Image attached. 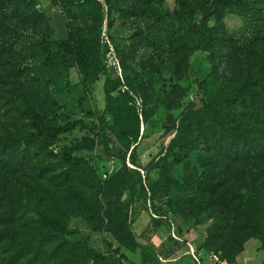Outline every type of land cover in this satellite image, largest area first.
<instances>
[{"label": "rangeland", "instance_id": "obj_1", "mask_svg": "<svg viewBox=\"0 0 264 264\" xmlns=\"http://www.w3.org/2000/svg\"><path fill=\"white\" fill-rule=\"evenodd\" d=\"M97 1L104 6L103 72L95 83L73 59L62 81L48 83L39 73L44 59L31 49L45 37L67 40L71 28L90 39L100 24L94 3L69 9L54 0H10L0 18V139L35 132L32 112L51 126H86L50 147H0V264L35 263L34 252L21 246L39 225L30 206L65 218L80 231L77 239L101 254L113 255L110 244L122 247L126 264H196L188 243L221 264H239L244 252L249 264L264 263L260 235L247 228L249 222L264 227V159L253 162L242 151L227 160V141L202 122L187 161L172 168L169 154L190 110L218 106L264 64V10L239 13L215 0H178L180 20L173 14L177 0H151L154 11L145 14L140 0ZM207 11L214 14L206 50L189 55L188 47L172 44L181 35L197 46L194 25ZM242 103L229 110L237 124L251 128L248 102ZM85 138L96 139L94 151H73ZM70 155L83 162L81 181L65 170ZM160 177L171 204L153 203L151 186ZM111 179L112 189L98 188ZM219 182L223 193L212 195ZM228 204L241 217L227 212ZM227 224L222 234L219 228ZM234 245L242 249L238 256ZM45 258L48 264H79L81 257L69 242L66 250L50 246Z\"/></svg>", "mask_w": 264, "mask_h": 264}, {"label": "trees", "instance_id": "obj_2", "mask_svg": "<svg viewBox=\"0 0 264 264\" xmlns=\"http://www.w3.org/2000/svg\"><path fill=\"white\" fill-rule=\"evenodd\" d=\"M9 1L10 0L0 1L1 19L6 14L5 8ZM140 1L142 2L141 10L144 14L154 11L151 0ZM54 2L69 9L82 8L90 3H94L99 7L100 24L91 34L90 39L79 37L77 34L78 31L71 28L67 40L55 41L51 40L49 37H45L43 40L32 44L31 49L44 59L45 67L40 68L39 73L48 83H59L64 79L65 74L69 70L70 62L73 59L79 67L80 73L85 77V80L92 83L97 82L100 74L103 72L99 61L101 53L99 39L101 35V25L104 19L103 4L97 0H54ZM105 2L110 5V0H105ZM177 4V10L173 14L178 16L181 20L182 16L180 13L182 11V6L178 3V0ZM224 4H233L239 13L242 9L248 11L255 9L259 12L264 10V0H215V6ZM182 5L184 8L186 7V3ZM41 13L42 11H40V9L36 10L35 16L38 20L43 17ZM213 14L214 11H207L203 15L200 24L194 25L195 32L199 35L197 46L191 47L185 37L181 35L175 38L172 44L179 43L182 46L188 47V49H190L189 55H194L196 52L206 50L205 43L210 35L208 21ZM109 15H111L110 11ZM256 15H258L257 12ZM68 25L71 27L70 24ZM245 100L248 102L247 107L250 109L254 120L251 128L237 124L229 110L230 105L238 103L243 104L242 102H245ZM30 115L36 131L27 134L22 139L12 141L0 139V147L2 149L16 152L25 147L26 144L50 147L58 143L62 136L72 134L79 128L86 129L82 121L56 127L45 123L41 116L34 112ZM201 122L208 127L217 138L227 141L222 147L223 153L231 157L229 159L226 158L227 160H233L232 158L240 156L243 151V154L247 155L248 158H252L253 162L262 161V159H264V64L259 65L257 73L255 75L251 74L242 81L239 87L229 93L225 100L218 106L206 105L200 111L190 110L186 114L176 138L169 147V154L174 156L173 162L171 163L172 168L180 166L189 159L194 145L195 130ZM254 124L256 125L253 126ZM251 130L254 135L249 134ZM96 145V139L85 138L72 150L94 151ZM242 145H244V147ZM249 145L250 148H248ZM82 165V160H74L70 155L67 157V166L65 170L73 171L76 181H81L84 179V175L81 172ZM94 183L96 182L94 181ZM112 184V179L107 180L104 181L103 185L98 184V188L108 190L111 186L112 189ZM213 187L214 189H211L212 195H217L219 192L223 193L221 182L215 183ZM150 193L153 203L159 200L162 204H171V202L168 201V192L165 188L163 177H160L157 183L151 186ZM234 205L235 204H228L227 212L234 214L235 217H241ZM29 210L36 216L39 225L35 229L32 238L27 242L21 243V246L24 249L34 252L35 263L33 264H48V259L46 260L45 257L47 256L50 246L58 244V247L66 250L69 242H73V249L80 254L81 258L79 264H126L125 261H128L127 256L122 251V247L114 249L110 244L109 246L113 251V255L107 256L101 254L88 246L87 239L78 240L77 236L80 234V231L78 229H72L65 218L54 215L40 206H30ZM221 213L226 214V211L221 210ZM249 224L247 228L250 229V231H252V229H254V232L258 231L262 243L261 249L264 250L263 225L259 222L256 224L249 222ZM228 226L229 224L224 228H219L222 229V234L227 233ZM221 235L219 236L220 239L223 237V235ZM231 252L234 256H238L242 252V249H237L234 245L232 246Z\"/></svg>", "mask_w": 264, "mask_h": 264}, {"label": "built area", "instance_id": "obj_3", "mask_svg": "<svg viewBox=\"0 0 264 264\" xmlns=\"http://www.w3.org/2000/svg\"><path fill=\"white\" fill-rule=\"evenodd\" d=\"M174 237L176 238L175 235H174ZM188 246L190 247L191 255H192L193 259L195 260L196 264H203V262H204L203 252L200 251V250H198L191 243H188ZM213 258H215L216 260H218V258L216 256H213Z\"/></svg>", "mask_w": 264, "mask_h": 264}, {"label": "crops", "instance_id": "obj_4", "mask_svg": "<svg viewBox=\"0 0 264 264\" xmlns=\"http://www.w3.org/2000/svg\"><path fill=\"white\" fill-rule=\"evenodd\" d=\"M246 253L247 252H244L243 253V255L241 256V259L239 258V260H238V263L239 264H249V260H248V258H247V255H246ZM217 257V256H216ZM246 258V260H247V262L245 261V262H242V258ZM218 258V257H217ZM203 259H204V262H203V264H221V262H220V260L218 259V260H216L215 258H213L212 256H209V255H206V254H204L203 253ZM261 264H264L263 262L261 263Z\"/></svg>", "mask_w": 264, "mask_h": 264}, {"label": "water", "instance_id": "obj_5", "mask_svg": "<svg viewBox=\"0 0 264 264\" xmlns=\"http://www.w3.org/2000/svg\"><path fill=\"white\" fill-rule=\"evenodd\" d=\"M40 11H41V9H40Z\"/></svg>", "mask_w": 264, "mask_h": 264}]
</instances>
